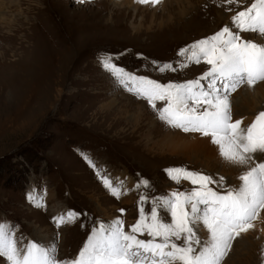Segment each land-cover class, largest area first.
<instances>
[{
    "label": "rangeland",
    "instance_id": "obj_1",
    "mask_svg": "<svg viewBox=\"0 0 264 264\" xmlns=\"http://www.w3.org/2000/svg\"><path fill=\"white\" fill-rule=\"evenodd\" d=\"M125 1L0 0V221L18 226L17 234L29 240L56 241L59 259L74 258L97 221L119 217L128 231L138 219L141 194L151 198L192 187L187 181L179 185L171 181L167 168L185 167L217 179L224 176L225 186L232 187L239 185L244 170L231 168L223 159L226 167L215 160L208 163L206 150L198 154L185 150L191 145L174 156L165 149L159 153L163 150L154 149L145 134L155 132L156 139L173 132L182 143L200 135L169 128L160 120L156 131L153 125L136 130L135 106L146 104L149 110L143 125L155 117L152 109L118 88L98 59L110 55L127 71L160 83L196 79L207 65L160 73L152 61L178 67L179 49L230 25L212 10L218 7L229 14V7L241 8L210 0L209 10L199 3L182 18L175 3L156 9L138 5L135 10ZM247 89L243 86L232 94L233 117H255L264 110V98L257 99L250 114L238 94L246 95ZM84 155L105 174L124 179L127 192L120 199L102 186ZM142 179L149 187L137 189ZM30 196L43 206L35 207ZM144 208L150 211V200ZM69 211L81 215L57 229L53 217ZM254 224L250 233L233 242L223 264H264V210Z\"/></svg>",
    "mask_w": 264,
    "mask_h": 264
},
{
    "label": "snow or ice",
    "instance_id": "obj_2",
    "mask_svg": "<svg viewBox=\"0 0 264 264\" xmlns=\"http://www.w3.org/2000/svg\"><path fill=\"white\" fill-rule=\"evenodd\" d=\"M164 2L134 0L151 7ZM223 2L241 8L227 9L233 12L230 25L179 49L177 55L182 59L177 61L178 67L152 61L160 73L175 72L190 64L207 65L196 79L160 83L127 71L110 55L98 59L116 86L146 101L158 120L169 128L208 138L224 161L243 168L239 185L225 186L224 176L217 179L185 167L167 168L171 181L177 185L187 181L192 187L151 198L141 194L138 219L128 231L119 217L97 221L71 259L58 258L56 241L29 240L17 234L18 226L0 221L2 264H223L233 242L255 228L254 222L264 210V159L257 155L264 157V110L245 124L243 118L234 119L231 97L243 86L254 89L264 82V0H251L247 6H242L244 0ZM243 33L253 35L245 37ZM157 102H163L162 106ZM84 159L111 196L120 199L127 192L124 179L105 174L89 156L84 155ZM135 187L148 188L149 182L142 179ZM149 200L151 208L146 212L144 204ZM29 202L43 206L31 196ZM124 211L119 210L121 214ZM80 215L69 211L53 217V223L59 229L75 223ZM201 231L204 238L198 234Z\"/></svg>",
    "mask_w": 264,
    "mask_h": 264
},
{
    "label": "bare ground",
    "instance_id": "obj_3",
    "mask_svg": "<svg viewBox=\"0 0 264 264\" xmlns=\"http://www.w3.org/2000/svg\"><path fill=\"white\" fill-rule=\"evenodd\" d=\"M247 1L248 0H244L243 6L245 5V3ZM125 2L127 3L128 6L134 8L135 10H137L139 8L138 4L134 3V0H126ZM212 2H210V0H165V2L161 6H158V7H160V8L161 7L168 8L170 5H173L175 3L179 7L178 10H179L180 17L183 18L186 15H188L190 11L194 10L196 4H199V3L204 4V7L207 10H209L208 8H211L210 5H212ZM126 3H125V5H126ZM216 3H218V2H215V4ZM0 4H1V2H0ZM118 5H121V4H118ZM154 8L156 9L157 7H154ZM217 9H219V8L217 7L216 10H212L216 14V16H217L216 18L217 19L230 20V16L232 15L231 12L230 13L228 12L229 14H224L223 12L219 11L220 9L219 10H217ZM172 19H173L172 15H169V21H171ZM215 23L217 25V22H215ZM209 25H212V24L209 23ZM140 26H141V24L139 25V27ZM213 29H210L208 31L211 32V30L213 31ZM249 36H252V35H246L245 37H249ZM257 39H259V37H257ZM37 60H39V59H37ZM37 70H39V69H37ZM249 90H250L249 88L247 90H245L246 91V95H243L242 93H240L241 91L238 92V94H239L240 98L243 100L245 106L251 111L250 112V114H251V113L255 112L253 106L257 103V99L262 100L264 98V83L257 85L255 90L253 92L251 91V93H250ZM145 105L138 104L137 106H135L136 107V109H135L136 113L133 114V125L136 127V130L138 129V131L139 130L141 131V129H143V128L146 129L148 127V125H150L151 127L153 125L155 127L154 129L156 131L160 125L158 126V123H159L158 119L156 117H154V116H152L151 117L152 119H150L151 123L149 122L146 125L144 124L145 126L142 124L143 121L147 120V118L148 119L150 118V116H148L149 115V112H148L149 110L146 108ZM234 109H235V107H233V111H234ZM236 115L239 116V114H236ZM253 118L254 117L252 115H250V116L246 115V118L244 119L245 124L248 123ZM234 119H236V117H234ZM152 120H154V121L152 122ZM118 126H119V124H118ZM161 126H163V125H161ZM153 133H155V132H152L151 134L150 133L145 134L146 135L145 137L148 140V143L151 142V144L153 145L154 149L157 148L158 150H163V151H160L159 153L163 152L162 154H164V149H165V150H167L166 152H169V154H172L170 156H174V155L183 153L182 152L183 151V147L191 145V146L187 147L185 150L188 151V152L189 151L194 152L195 154H198V153L206 150L208 152V154L205 155V156H207L205 161L210 163V162L215 160V162H217L216 164H221L223 167H226V165L223 164V162H222V157H220V155L218 154L217 147L215 145H213L208 138H205V137H202V136H194L192 139H195V140L191 141L190 143H182L180 141V139H178V137H176V135H174L173 132H168L166 135L158 137L156 139H155V137H153V135H152ZM159 156H162V155L160 154ZM155 157H157V156H155ZM187 157H188V159H191L190 156H187ZM230 167L231 168L235 167L234 168L235 170L236 169L239 170L241 168V167L234 166V165H231V164H230ZM223 169L225 170L226 168H223ZM97 202H98V204H100L101 201L97 200ZM199 234L201 235L202 238H204V232L203 231H201Z\"/></svg>",
    "mask_w": 264,
    "mask_h": 264
}]
</instances>
